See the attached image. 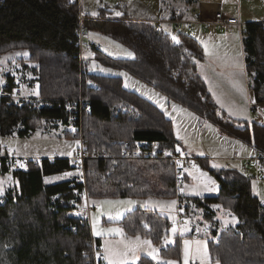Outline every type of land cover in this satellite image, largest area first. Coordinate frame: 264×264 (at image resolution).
I'll list each match as a JSON object with an SVG mask.
<instances>
[{"label":"trees","instance_id":"obj_1","mask_svg":"<svg viewBox=\"0 0 264 264\" xmlns=\"http://www.w3.org/2000/svg\"><path fill=\"white\" fill-rule=\"evenodd\" d=\"M191 1L196 2L187 0L186 5ZM78 10V0H4L0 4V54L20 52L18 61L24 67L33 66V83L38 87L34 98L0 97V137L29 138L44 124L48 129L64 127L57 135L60 139L73 137L68 128L77 122L71 120V110L82 96L89 107L82 115L84 148L108 156L85 163L89 199H174L173 167L168 162L120 158L126 143L134 141L176 149L171 121L147 99L123 87L119 78L89 72L76 46ZM85 27L97 29L134 53L132 60L113 59L94 47L100 64L127 72L210 122L221 134L264 154L263 125H239L219 116L198 74L197 64L204 54L192 36L178 32L173 40L148 20L124 15L104 21L88 19ZM243 48L246 73L253 77L250 90L256 102L264 103L263 23L244 25ZM14 88L8 77L3 89L11 93ZM5 151L0 144V154ZM200 165L218 183V194L187 199L192 198L193 205L203 211L211 236L216 238L208 242L212 259L220 264H264V208L251 193L253 177L235 168ZM1 170L3 174L9 171L7 167ZM74 170L71 159L44 158L28 171L13 173L19 190H9L0 201V264H89V222L69 215L74 204L81 202L83 186L74 180L47 181ZM217 203L236 216L235 227L219 230L210 209ZM119 225L128 236L146 238L157 247L169 235V221L147 210L126 214ZM160 255L180 260V240L161 248ZM136 264L160 263L142 258Z\"/></svg>","mask_w":264,"mask_h":264},{"label":"rangeland","instance_id":"obj_2","mask_svg":"<svg viewBox=\"0 0 264 264\" xmlns=\"http://www.w3.org/2000/svg\"><path fill=\"white\" fill-rule=\"evenodd\" d=\"M157 1L159 0H78V9H79L78 11L81 12L84 17L88 16L89 19H95L97 21L119 18L124 14L132 17L144 16L145 15L144 13H146L147 9L156 5ZM203 1H204L203 10H202L203 14L208 13L207 19H211L213 16L210 17L209 10L214 6H216V3H218L220 0H217L218 2H215V0H203ZM222 1L224 4V8L227 9L229 12H232V15L236 16L240 11L241 15L239 13V16L241 17V20L243 22L245 20L248 22H256L254 21V19H261V20L264 19V0H222ZM117 13H119V15H117ZM101 17L103 18L101 19ZM149 22L151 23V21ZM244 24L245 23H243V28H244ZM184 30L185 29L183 26L179 27V32L184 33ZM164 32L170 34L171 36L175 35L173 28L172 27L170 28V26L167 25L164 26ZM190 35L192 36V34ZM83 40H84V48L82 51V57L83 60L86 62L89 72L100 74L103 76H108V77H117L121 80L123 87L138 94L143 98H148V97L152 98V96L158 98L160 97L165 102L163 105L159 104L158 107L154 103L152 104L155 105L164 114V116L171 121L173 135L177 142L176 144L183 150H186L190 152L193 156L197 157L198 161H200V164L201 162H206L207 167L212 169L225 168L223 162L218 161L220 157L231 155L232 148H235L243 152L242 147H245V150H247L246 145H243V143L239 142L236 139H231L221 134L220 131L216 128V126H214L213 124L202 118H199L187 108H184L183 106L177 103L167 100V98H165L162 94H160L159 92H157L156 90H154L152 87L145 84L141 80L137 79L136 77L128 74L123 70H117L112 67H108L100 64V62L95 57V52L92 47H94L93 45H95L96 47L100 46L99 51L104 56L113 59H122V60L134 59V53L130 49L117 43L107 35L102 34L95 28H87ZM128 53H132V55L130 56L128 55ZM20 56H21L20 52L0 54V88H2V86L4 88L5 84L7 83V78L11 77L15 83V88L21 90L23 99H30L32 97L33 98L37 97L38 87L37 84L34 85L33 83V75H32L33 66L27 65L26 67H24L23 64L18 61ZM231 86L233 88V84ZM249 91L250 90L248 89L245 90L244 99L241 98V95L239 94L238 91H237L238 94L236 95L232 94L233 99L230 100V103L233 105H240V106L241 104L244 105L245 101H247L246 94H248ZM217 95L219 94L217 93L216 96ZM214 102L218 107L217 112L219 116L227 120L232 118V115L230 114V111L228 109V104H227L228 101H224L219 99L218 97L217 98L215 97ZM254 104L256 106L255 108H257L256 112L258 113V115L260 114L261 116H263L260 108H258L259 103L254 100ZM167 105H169V107ZM72 111L73 110H71V112ZM246 116L247 117L245 118L242 117V118L246 119L248 124L256 123L255 120L257 119L256 117L257 115L255 116L249 114ZM248 117L249 119H247ZM40 126L41 127L37 128L36 131L29 138L19 139L16 137H0V144L3 148H5L6 150L5 152L15 151L17 152L18 155L21 156L24 154H31L33 156L65 155V156L74 157L78 153L79 143L77 144L78 138H77V134L74 133V126L68 128V130L73 133V137L61 138V139L58 138L57 135H61L64 132L65 130L64 127L59 126V128L55 129L51 125L49 126L48 129L46 128L45 124L43 126L42 125ZM247 151L249 155L250 154L251 156L255 155L252 154L255 152L254 149H250ZM4 153H1L0 155ZM200 164L197 163L195 165L196 168L194 170L198 169L199 170L198 172L205 173L206 177L202 181L201 180L194 181V179L192 178L189 186H188L189 176L187 177L186 194L189 195L188 197L198 196L199 198H204L200 196H206L210 194L211 191H213V188L211 187L210 184H208L207 186L205 185V181L208 179L207 177L210 176L206 173V170L201 168ZM228 164L230 165L229 168H233V166H231L230 163ZM2 168L0 167V174H3L1 170ZM234 168H236L237 170L243 173L241 167L236 166ZM8 170L9 171L7 173H12L9 168ZM262 171L264 173V168L262 169ZM246 174L253 177V180L251 182V193L254 196L258 197L260 202L264 203V186L260 185L255 181L254 179L255 173L251 166L247 170ZM80 176L81 173L77 170H74L71 172V174H68L65 177L63 176H55L52 178L50 177L47 181L50 183L71 181V180H75ZM7 178L8 176L6 177L7 180L6 186L8 187L3 192V195L0 196V201L9 190L13 192L17 191L16 190L17 188L12 187L13 185L12 183H14L15 181L13 175L8 179ZM216 184L218 187L217 189L219 190V185L218 183ZM209 188H211L212 190H209ZM80 197H81V202L74 204L75 209H77V211L84 210L85 213H87V211L89 210L90 229L91 232L94 234H96V229L101 224L100 218H105L104 222L105 224H107L108 220H110L109 215L113 217V219L111 220H116L117 213L120 214L122 210L129 209L133 205V202L128 203L130 200L103 199V200L95 201L94 199H89L86 191L81 193ZM191 199L192 198H188V199L186 198L185 200V205L187 206L185 210L187 209V213L186 211H184V216H186L187 220L189 219V222L184 229L185 232L181 233L180 231H176V234L178 235L181 234L182 238H187L186 240L190 242L188 245L189 259L187 261V264H192L194 261H197L198 264H218L217 262L211 261L210 258L211 254L209 255L208 253V248H207L208 244L205 241L204 242L201 241V242L203 246H206L207 258H204L202 261L203 247L201 248V252L199 255L195 254V249L197 245L193 242L194 240L190 239L189 237L190 235L188 233L190 230L192 231L197 230L201 226L204 225L208 226V222L203 217V211L195 207ZM106 201L111 203H105ZM218 205H220L222 209L230 211L229 209L223 207L221 204ZM218 219L221 220V222L216 220V216L214 221H217L219 223V227H220L219 230H223L224 228L221 224L224 225V222L222 221L221 217H218ZM118 222L115 223L112 222L107 224V226H102L98 228V232L101 233L100 236L105 240L109 239L104 247L108 246L113 251L120 253L127 251L128 252L127 264H135L137 262L139 245L134 242L126 241L121 237H118L116 238L117 239L116 241H113V237L117 236V233L114 232H111L110 233L111 235H107L108 229H114V228L122 229L121 226H118L119 225ZM238 222L239 221L234 214H233V219L230 220L227 219L225 221L226 224L231 226L230 228L235 227L238 224ZM170 227L171 226H169V229ZM92 236L93 235H91V237ZM174 243L175 241L171 244L173 245ZM155 247L152 249L155 250ZM165 247L168 248L169 244H166L164 240L163 245L159 247V249ZM129 249H134L135 250L134 253L132 251H129ZM181 249H182V257L180 262H178V264H185V244L181 245ZM133 256H135V259H133ZM150 256H153L152 260L154 262L160 264L163 263L162 259L158 255V252H156L155 255H150Z\"/></svg>","mask_w":264,"mask_h":264},{"label":"crops","instance_id":"obj_3","mask_svg":"<svg viewBox=\"0 0 264 264\" xmlns=\"http://www.w3.org/2000/svg\"><path fill=\"white\" fill-rule=\"evenodd\" d=\"M186 2L187 0H159L157 1L156 5L147 9L146 13H144L145 14L144 16L132 17L126 14H124V16L132 20H148V21H152L156 19L167 20V19H170L177 10L180 11L181 19L184 21L180 26L184 27L185 29L184 33L188 35L192 34V37L200 44V46L203 49L204 60L197 64L198 74L202 78L204 83L206 84L212 100L214 101V98L218 97L221 100L228 101L227 102L228 109L230 111V114L232 115V118L228 120L235 121L236 123H239V125H245V124H248L247 120L244 119L245 117H247L246 115H249V114L255 115V116L257 115L256 116L257 119L255 120L256 123L264 126V103L258 104L259 106L258 108H260L263 116H261L260 114L258 115V113L256 112L257 108H255L256 106L254 104L255 99L250 89H248L250 90L249 93L246 94L247 101H245L244 105L241 104L240 106V105H233L230 103V100L233 99L232 94L236 95L238 94L237 93L238 91L239 94L241 95V98L244 99V93H245V90H247V87L245 84V76L247 73H246V67H245V54H244V48H243V27L241 30L240 29L238 30L235 26H226L225 28H220L218 25L215 24L213 17L215 14L221 13L224 17H233V18L239 19V21L242 24L243 23L247 24L251 22H248L246 20L243 22L241 20V17L239 16L240 11L238 12V15L236 16L232 15V12H229L227 9L224 8V4L222 0H220L219 2L215 0V2H218V3H216V6H214L213 8L209 10L210 17L213 16L211 19H207L208 13L203 14V11H202L203 4H204L203 0H196V2L194 3L191 1L190 6L186 5ZM87 18L89 17L87 16ZM189 21L193 22V28L191 30L189 29L188 24H187V22ZM254 21L264 23V19L263 20L254 19ZM206 24H208L207 27L205 26ZM167 26H170V28L172 27L171 25H167ZM178 32H174V33L176 34ZM232 84H233V88L231 86ZM2 88H0V91L2 90ZM217 93L219 95L216 96ZM145 99H147L151 103H154L158 107H159V104L163 105L165 103L160 97L158 98V97L152 96V98L148 97ZM167 106L169 107V105ZM251 108L254 109L253 113L250 112ZM247 119H249V117ZM243 145H246V144L243 143ZM251 147L252 146L246 145L247 150L254 149L253 147L252 148ZM176 148L182 149L178 145H176ZM242 148H243V152L235 148H232L231 153L232 151H237L240 156L250 157L251 154L250 155L248 154V151L245 150V147H242ZM254 151L255 152L252 154L258 153L255 149ZM24 155L22 156L29 157V158H40V159L46 158L50 160L54 158L70 159L72 157V156H65V155H52V156H33L31 154H24ZM230 157L231 155L229 156L226 155L224 157H220L218 161L223 162V165L225 166L224 159H227ZM227 163H230L231 166H233V168L236 166L241 167L243 174L247 175L246 174L247 171H245L242 168V165L240 162L228 161ZM229 167L230 165L228 164V167L227 168L225 167L224 169H230ZM71 172L72 171L63 173L61 175H56V176L65 177L66 174L67 175L71 174ZM12 175L14 177V174L12 173H5L4 175L0 174V188L3 190V192L8 187L6 186L7 184L6 177L8 176L9 178ZM192 178L194 179V181H199V180L202 181L204 180L205 177H201L200 172L193 170L192 172H190V175L188 178V186ZM207 178H210V177H207ZM14 180L15 181L14 183H12L13 184L12 187L17 188L16 190L18 191L19 184L16 181L17 180L16 178ZM210 180L214 181L212 178H210ZM210 185L213 188V191H211L210 194L206 196H200V197H215L217 195L218 187H217L216 182L214 181V184H210ZM187 196L189 195L187 194ZM190 197H193V196H190ZM196 198H199V197L196 196ZM94 200L97 201V200H103V199H94ZM104 200H108V199H104ZM109 200H130L131 202H133V205L129 209L122 210V212H120L119 218H117L116 220H108L107 224L112 223V222L115 223L118 221H119L118 222L119 224L126 214L134 210H147V211H152L154 213H157L165 217L168 221L173 222V226H171L169 229V235L165 238V243L169 244V247L172 245L171 243H173L176 238H178L181 241L180 242L181 245H183L184 241L187 239V238H182L181 234L180 235L176 234V231H180L181 233L185 232L184 229H185V226H187L189 219L187 220L186 216H183L182 218H179L177 216L176 204L175 205L171 204L172 201H175L174 199L163 200V199H155V198H149V199L117 198V199H109ZM210 208L215 212L216 220L221 222V220L218 219V217H221L222 221L224 222V225L223 224L221 225L223 226L224 229L231 227L225 223L227 219L229 220L233 219V214L230 211L222 209V207L218 204H212ZM100 221H101V224L99 225L98 228L102 226H107V224H105L104 222L105 218H100ZM204 227H207V226L204 225L198 228L197 230H193V231L190 230L188 234L192 235L193 232L199 231L200 229ZM98 228L96 229V233L98 232ZM173 228L176 229L175 232H173ZM121 230L123 234L122 235L117 234V236H114L113 241H116L117 240L116 238L121 237L126 241L137 243L139 245L137 262L141 258H147V259L152 260L153 256H150V255H155L156 252H158V255L162 259L163 264H178V262H180L181 259L178 261L163 259L160 255L159 247L157 246L155 247V245H153L150 240L137 236L139 237V241H137L136 239L137 237H130L124 232L123 229ZM91 234L96 240L99 241L100 245L103 246V248L105 249L104 246L105 244H107L109 239L105 240L100 235H96L92 232ZM107 235H111L110 232H108ZM142 241H150V244H144L142 243ZM195 241L197 240H194L193 242ZM199 241L204 242L205 240H199ZM209 241H213V240L210 239L205 242L208 244ZM154 247H155V251H153L154 249H152ZM207 248H208V253L210 255L211 253H210L208 245H207ZM210 258L212 262H217L212 259L211 255H210ZM105 263L108 264V261L105 260ZM217 263L220 264V262H217ZM192 264H198V262L194 261Z\"/></svg>","mask_w":264,"mask_h":264},{"label":"built area","instance_id":"obj_4","mask_svg":"<svg viewBox=\"0 0 264 264\" xmlns=\"http://www.w3.org/2000/svg\"><path fill=\"white\" fill-rule=\"evenodd\" d=\"M4 0H0V4ZM89 18L84 17L81 12H79V25L76 32L77 43L76 46L79 48V59H82V51L84 48L83 37L86 33L87 28L85 23ZM215 24L220 28H225L226 26H235L238 30L242 29L243 24L237 18L224 17L221 13L214 15ZM184 21L181 19L180 11H176L169 20L157 19L151 21L155 26L164 31L165 25H171L174 32L179 30L180 25ZM189 29L193 28V22H187ZM264 25V23H263ZM206 27L208 24L205 25ZM92 45V44H91ZM90 45V46H91ZM96 47L95 45H93ZM92 47V48H94ZM97 50L100 46L96 47ZM253 77L249 74L245 76V84L247 89L251 88ZM6 86V85H5ZM0 97L9 99H23L21 90L14 88L12 92H7L5 89L0 91ZM89 111V107L83 101L82 96L78 98L77 107L72 111V120L77 122L74 126V133L77 134L79 142L78 153L71 158L73 161L74 169L81 173V176L76 178L75 183L83 186V192L86 191L85 184V163L92 159H105L108 156H101L99 154L86 152L84 148V138H83V127H82V115L84 112ZM250 112L253 113L254 109L251 108ZM127 148L120 153V158L122 159H133V160H158L168 162L173 167L174 175V192L177 207V216L182 218L184 216V211L187 206L185 205V200L187 198V177L190 172L194 170L193 165L198 163V158L193 156L190 152L179 149L171 150L165 147H161L158 142H146V141H134L132 143H126ZM170 153V155H169ZM40 158H29L18 155L17 152H5L0 155V167H7L12 173L25 172L28 171L31 166H36L40 164ZM179 161V164L177 163ZM228 161H238L241 163L242 168L247 171L251 166L254 170V179L257 183L264 186V173L262 169L264 168V154L256 153L254 156L245 157L240 156L237 151H232L231 157L224 159L225 167H228ZM260 206L264 208V203L260 202ZM89 208V207H88ZM70 217L78 218L81 220L90 221L89 210L85 213L84 210L74 209L70 212ZM90 225V223H89ZM169 226H173V222L169 221ZM92 235V234H91ZM192 240H215L216 238L211 236L210 229L204 227L199 231L193 232L191 236ZM103 246L98 245L96 239L92 236L90 241V262L89 264H106L103 259L104 256Z\"/></svg>","mask_w":264,"mask_h":264},{"label":"snow or ice","instance_id":"obj_5","mask_svg":"<svg viewBox=\"0 0 264 264\" xmlns=\"http://www.w3.org/2000/svg\"><path fill=\"white\" fill-rule=\"evenodd\" d=\"M117 15H119V13H117ZM173 40H177V38L175 36H173ZM178 42V41H177ZM128 55H132V53H128ZM79 142H77L78 144ZM177 151H179V149H177ZM170 155V153H169ZM177 163L179 164V161H177ZM193 168L195 169L196 166L193 165ZM196 171H199L198 169H196ZM67 175V174H66ZM200 176L201 177H206V174L205 173H200ZM195 178V177H194ZM208 184H214V181H211L210 178H208L206 181H205V185L207 186ZM209 190H212L211 188H209ZM3 195V191L2 189H0V196ZM105 203H111V202H108L106 201ZM128 203H131V201H129ZM172 205H175L176 204V201H172L171 202ZM119 213H117V218L119 217ZM109 219H113V217L111 215H109ZM187 223V222H185ZM176 229L173 228V232H175ZM108 232H114V233H117V234H120L122 235V230L119 229V228H114V229H108ZM101 233L100 232H97L96 235H100ZM137 241H139V237L136 238ZM142 243L144 244H150V241H142ZM189 241L188 240H185L184 241V244H185V264H187V261L189 259V248H188V245H189ZM197 247L195 249V254L196 255H199L200 252H201V248L203 247V257H202V261L204 258H207V249H206V246H203L202 242L197 240L194 242ZM129 251H132L134 253V249H129ZM155 251V250H153ZM103 259L108 261V264H127V261H128V252L125 251L123 253H120V252H115L113 251L112 249H110L108 246L105 247V253H104V256H103ZM133 259H135V256H133Z\"/></svg>","mask_w":264,"mask_h":264}]
</instances>
